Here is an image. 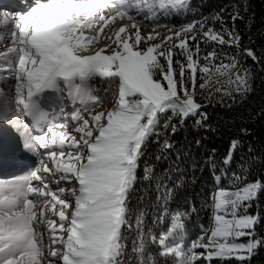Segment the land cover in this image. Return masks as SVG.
Instances as JSON below:
<instances>
[{
	"label": "snow or ice",
	"instance_id": "6c2138e0",
	"mask_svg": "<svg viewBox=\"0 0 264 264\" xmlns=\"http://www.w3.org/2000/svg\"><path fill=\"white\" fill-rule=\"evenodd\" d=\"M3 7L20 11L2 14L12 45L0 51V73L11 74L0 76V111L17 128L20 117L29 118L37 134L25 137L23 153L14 161L30 155L35 167L0 179V264H168L169 259L172 264H250L264 244L255 231L259 216L247 214L264 190V180L247 182L255 158L242 160V174L229 176L240 143L231 141L210 196L209 226L185 246L186 221L198 209L190 199L184 201L186 208L170 205L190 182L189 167L194 173L200 163L184 161L178 152L173 160L175 144L167 133L169 127L176 133L191 117H199L195 125L203 126L208 114L200 101L231 108L252 91V72L239 61L240 53L224 51L225 46L239 49L235 21L244 19L240 5H232L231 27L222 8L178 30L160 20L187 13L190 0H15ZM137 17L166 27L170 35L162 43H149L160 33L142 35ZM124 18L133 22L110 32L105 37L110 43L92 51L105 26ZM85 30L96 35L85 36ZM244 54L259 59L252 49ZM96 81L107 88L94 87ZM114 87L112 105L100 108ZM51 94L61 105L58 112L42 104ZM13 107L19 116L13 117ZM70 121L76 125L72 131ZM150 142L156 147L138 176ZM12 151L0 137V166ZM162 162L168 166L158 171ZM204 164L215 173V150ZM222 179L228 180L226 187ZM137 183L147 186L132 206Z\"/></svg>",
	"mask_w": 264,
	"mask_h": 264
},
{
	"label": "trees",
	"instance_id": "16d2710c",
	"mask_svg": "<svg viewBox=\"0 0 264 264\" xmlns=\"http://www.w3.org/2000/svg\"><path fill=\"white\" fill-rule=\"evenodd\" d=\"M190 3L191 9L187 13L170 17L167 20L164 19L162 20L163 23L179 27L193 19L199 20L202 17H210L211 14L226 8L227 12L224 14V19L227 21L228 26L231 27L232 21L229 13L233 11L232 5H240L244 19L235 21V28L241 36L239 49L225 46L224 51L229 55L238 51L240 53L238 56L239 61L251 69L253 78L251 81L252 91L243 100L238 97V102L231 108L200 101L204 105L202 110L208 114V119L203 126L198 127L195 125V121L199 117H191L186 119L184 125L176 133H171V127L167 129V133L175 144V149L170 154L172 159H175L178 152L182 160L189 163L192 160H196L200 163L194 173L189 167L188 178L190 182L180 192L177 200L170 205L173 209L177 205L186 208L185 199H190L195 203L198 213H194L186 221L187 232L185 240L189 242L199 236L201 227L207 228L209 226L212 216L210 196L217 185L216 177L221 175L220 168L223 165L220 162L228 152L229 145L233 139L239 140L240 143L233 154L230 166H228L229 176L233 172L242 174L239 168L241 161H248L252 157L255 158L256 162L251 168L247 182H252L256 179L264 180V0H190ZM245 4L247 5L246 12L244 11ZM209 26L220 28L219 23L213 25L211 21H209ZM245 49H252L259 58L258 61H253L250 57H247L244 54ZM207 50L210 51L211 48ZM200 82L202 81L199 80L198 75V97L201 92L199 89ZM163 83L166 85V82ZM169 115H171L170 112ZM160 123L162 126L164 123L163 117ZM172 123H178V120L173 119ZM241 129H246L247 131L242 132ZM154 139L155 137H153ZM197 141H199V144H197ZM155 147V144L149 143L147 154L139 162L138 176L143 175L145 160L154 152ZM213 150H215V159L218 165L215 173H213L210 165L204 164V161L213 153ZM148 162L152 163V160H148ZM167 166L168 162H162L157 166V170H163ZM220 183L226 187L228 180L222 179ZM146 186V184L141 185L139 183L134 186L137 191L132 193V206L136 205L137 197L142 195L139 190ZM155 195V192L151 193L153 200ZM202 201H207V206H202ZM241 212H243V209H241ZM247 214L259 216L255 231L257 239L264 240V190L260 191L258 199L252 201ZM148 222L149 224L151 223L150 214ZM159 230V227H157V235ZM240 242H247V238H241ZM156 250V248L152 249L154 252ZM161 264H164V262L161 261ZM168 264H172L171 259L168 260ZM212 264H220V261L214 260ZM232 264H236V262L232 261ZM246 264H249V262H246ZM250 264H264V244L251 257Z\"/></svg>",
	"mask_w": 264,
	"mask_h": 264
},
{
	"label": "bare ground",
	"instance_id": "6f19581e",
	"mask_svg": "<svg viewBox=\"0 0 264 264\" xmlns=\"http://www.w3.org/2000/svg\"><path fill=\"white\" fill-rule=\"evenodd\" d=\"M7 1H10L12 2L11 0H0V8H4L3 5H7ZM13 3V2H12ZM6 9V8H5ZM8 11H11V12H8L7 14L10 15V16H14L16 15V13L20 10H18V8H8ZM109 15L111 13H108ZM133 21L127 19V18H124L123 20L121 19H117L115 22L111 23L109 26H105L103 32L101 33V35L97 38V42L90 45L92 51H95L97 50L98 48H101L104 46L105 43H110V41H107L105 40V37L112 31H114L115 29H117L120 25L122 24H131ZM138 25H140L143 29V32H142V35H147L149 32H152L153 34L155 33H160V37L159 39H155V40H151L149 41V43H159L161 40L163 41L164 40V37L163 36L165 33H166V29H163V30H154L150 24V22L148 21H144L141 17H137L136 21H135ZM140 22V23H139ZM0 37H3V39H0V51H4L6 50L8 47H10L12 45V41L10 38H8V28H6L3 24V19L2 17H0ZM85 31H90L92 33H90V35L88 34H85V36H95L96 33L94 31H91V30H85ZM94 33V34H93ZM4 35V36H2ZM86 43V41H85ZM148 46V44H147ZM145 46V47H147ZM8 72V71H6ZM5 73V72H4ZM9 73V72H8ZM15 81V80H14ZM14 90V89H13ZM114 91V90H112ZM112 91H111V94H112ZM116 97V91H115V94L114 96H112L106 104H101L100 108H103V109H108L114 99ZM51 97H49L50 99ZM53 99V98H51ZM43 106H46V103H44ZM14 108V107H13ZM45 110H50V108H47L45 107ZM97 110H100V109H97ZM75 122H72L70 121L69 122V127H68V130L69 131H72V129L75 127ZM37 134V133H36ZM75 135H79L77 133H73ZM0 137H1V132H0ZM15 138H18L17 135L12 137V136H8V141H6V143L8 145H10L13 149L12 152L9 153V156H8V162L5 163L3 166H0V170H3L4 172L2 173L3 175V178L6 177L7 179H10V174L13 173L14 171V167H13V164H14V161H15V157H17V142L15 140ZM8 169H12V171H8ZM5 179V180H7ZM56 178H53V181L55 180ZM67 184V186L71 187V184L68 182H62L61 185L65 186ZM58 219V218H57ZM45 241L47 242V236H45Z\"/></svg>",
	"mask_w": 264,
	"mask_h": 264
},
{
	"label": "rangeland",
	"instance_id": "374dc122",
	"mask_svg": "<svg viewBox=\"0 0 264 264\" xmlns=\"http://www.w3.org/2000/svg\"><path fill=\"white\" fill-rule=\"evenodd\" d=\"M13 3L15 2V0H11ZM12 2H10V1H7V5L8 4H12ZM18 10H20V9H18ZM162 20H164V19H161L160 20V24L161 25H167V24H165V23H161V22H163ZM140 23V22H139ZM121 26V25H120ZM169 27H171L170 25H168ZM154 30H163V29H166L167 31H166V33L163 35V36H167V35H170V33L168 32V29L166 28V27H153V26H151ZM176 29L178 30L179 29V27L177 28L176 27ZM0 31H1V29H0ZM90 33H92V32H90V31H85V34H88V35H90ZM94 34V33H93ZM2 36H4V35H2ZM163 41L161 40L159 43H162ZM145 46H147V44H141V47H145ZM5 72V73H4ZM3 73H2V75L1 76H9V75H11L10 73H8V72H6V71H4ZM11 83H12V85L14 86V84H15V81H14V78L10 81ZM95 84L96 85H98V87H96V88H107V85H99L98 84V81H96L95 82ZM4 85L3 84H1L0 85V87H3ZM115 88V87H114ZM113 88V89H114ZM104 94V92H100V94ZM11 99V98H10ZM48 100H51V98L50 99H48ZM101 104H105V103H101ZM12 111H16V109L15 108H12ZM1 172H0V174H2L4 171L3 170H0ZM8 171H12V169H8ZM200 235H201V230H200ZM199 251V250H198ZM205 264H207V262H205Z\"/></svg>",
	"mask_w": 264,
	"mask_h": 264
}]
</instances>
